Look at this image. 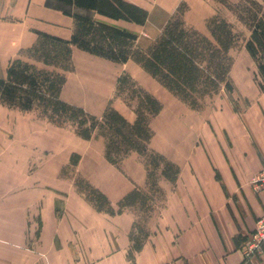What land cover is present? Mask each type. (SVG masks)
Returning a JSON list of instances; mask_svg holds the SVG:
<instances>
[{
  "label": "crops",
  "instance_id": "0c3cea01",
  "mask_svg": "<svg viewBox=\"0 0 264 264\" xmlns=\"http://www.w3.org/2000/svg\"><path fill=\"white\" fill-rule=\"evenodd\" d=\"M127 1L149 12L145 24L91 13L137 33L143 49L161 33L157 19H163L164 27L178 5L187 2ZM73 29L74 18L49 6L48 0H0V77H6L15 59L35 62L24 51L36 43L37 31L69 40ZM72 60L74 68L64 71L61 97L93 114L102 115L111 101L129 122L135 121L133 107L117 94L122 73L162 102L151 120L155 134L150 146L180 166L179 178L173 183L161 177L165 197L147 223L143 247L131 259L135 211H99L81 196L76 180L61 173L74 168L116 205L136 186H147L143 157L132 151L117 166L105 157L103 136L84 139L72 127L57 126L35 111L0 103V264H264V251L249 262L244 256L264 214V191L253 186L264 168V90L254 79L256 90L245 98L249 101L240 99L238 105L228 98L197 130L193 112L204 111L206 103L192 108L139 63L114 62L75 45ZM180 103L190 107L188 114L183 115ZM74 153L80 155L76 165L71 163ZM34 221H41L42 257L18 250L22 246L17 243L33 236Z\"/></svg>",
  "mask_w": 264,
  "mask_h": 264
},
{
  "label": "trees",
  "instance_id": "16d2710c",
  "mask_svg": "<svg viewBox=\"0 0 264 264\" xmlns=\"http://www.w3.org/2000/svg\"><path fill=\"white\" fill-rule=\"evenodd\" d=\"M217 1L248 31L245 48L255 66L253 79L264 90V0ZM48 4L74 18L72 36L67 40L37 31L36 43L24 51L35 62L20 58L12 61L6 77H0V103L35 111L60 127L71 126L84 139L95 134L103 136L105 157L117 166L132 151L143 157L147 186H136L116 205L87 179H76L81 192L99 211L110 214L127 208L135 211L137 218L129 249V257L135 259L149 235L147 223L165 197L161 177L175 183L181 172L176 162L150 146L155 134L151 120L160 113L163 104L128 73L120 75L117 94L135 110L137 117L132 123L111 101L102 115H96L64 100L61 97L67 79L64 71L74 68L72 46L118 63L133 60L180 100L200 109L208 98L222 90L233 92L231 49L240 33L230 20L219 14L210 17L207 30L201 31L186 21L188 4L181 2L157 38L143 49L137 45V33L95 19L91 13L145 24L149 12L137 4L127 0H48ZM79 160L80 155L74 153L71 163L76 165Z\"/></svg>",
  "mask_w": 264,
  "mask_h": 264
},
{
  "label": "rangeland",
  "instance_id": "374dc122",
  "mask_svg": "<svg viewBox=\"0 0 264 264\" xmlns=\"http://www.w3.org/2000/svg\"><path fill=\"white\" fill-rule=\"evenodd\" d=\"M188 11L186 12V19L189 23L198 26L200 29L206 28L207 20L216 15L225 16L228 20H230L237 31L240 33V38L235 46L231 49V55L234 58V66L232 68L230 79L233 82L234 90L233 92H228L226 90H222L219 95H215L213 98L208 99L205 103L206 106L204 111L193 112V127L197 130H200V124L202 120H205L207 116L211 113H216L223 105L225 100L231 99V101H235L238 105H240L239 101L242 99V103H245V98L249 97L252 91L256 90L255 83L253 81V70L255 69L254 63L250 58L248 52L245 48V39L248 37V31L244 28V26L236 20V18L229 12L226 7L218 2L217 0H187ZM165 16H168L166 14ZM163 19H157V34L159 30L163 29ZM241 102V101H240ZM180 108L185 110L183 115H186L190 112V107L188 105L179 104ZM2 106L0 105V108ZM13 114L17 112H11ZM69 127L71 126H64ZM201 137V135H200ZM63 177H73L75 180L80 177L74 168L68 166L63 168L62 170ZM81 196L85 197V193L81 192ZM8 202V198L5 199ZM35 228L33 230V236L30 237L27 243H17L19 244L18 250L22 248L24 250L34 251L35 253H39L40 257L42 252L41 249V221H34Z\"/></svg>",
  "mask_w": 264,
  "mask_h": 264
},
{
  "label": "built area",
  "instance_id": "2783aa9c",
  "mask_svg": "<svg viewBox=\"0 0 264 264\" xmlns=\"http://www.w3.org/2000/svg\"><path fill=\"white\" fill-rule=\"evenodd\" d=\"M253 186L256 191H264V168L253 178ZM264 251V214L261 215L254 231L245 244V262H249L254 256Z\"/></svg>",
  "mask_w": 264,
  "mask_h": 264
}]
</instances>
